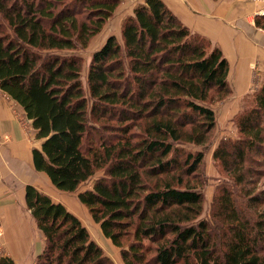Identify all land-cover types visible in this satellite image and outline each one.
Returning <instances> with one entry per match:
<instances>
[{"label": "trees", "instance_id": "trees-1", "mask_svg": "<svg viewBox=\"0 0 264 264\" xmlns=\"http://www.w3.org/2000/svg\"><path fill=\"white\" fill-rule=\"evenodd\" d=\"M120 0H0V88L32 120L35 169L78 197L125 264H264V83L237 115L239 136L214 158L230 176L203 218L188 178L216 126L210 106L230 94L222 50L163 0H145L92 54L86 48ZM255 23L264 29V14ZM182 143L201 150L183 152ZM45 245L34 264H115L78 216L26 186ZM0 264H13L1 256Z\"/></svg>", "mask_w": 264, "mask_h": 264}, {"label": "crops", "instance_id": "crops-1", "mask_svg": "<svg viewBox=\"0 0 264 264\" xmlns=\"http://www.w3.org/2000/svg\"><path fill=\"white\" fill-rule=\"evenodd\" d=\"M163 1L193 33L206 37L213 46L222 50L229 61V80L234 84V90L244 93L249 91L255 74L260 82L258 87L264 83V29L255 23L256 15L264 13V0ZM144 2L145 0H133L134 7H131L129 14ZM125 17L127 15H123ZM121 24L122 19L119 25L114 23L109 28L106 26L104 30L107 33L95 38L96 48H101L110 35L118 36ZM36 132L23 107L0 88V203L5 202L0 217L6 227L3 234L10 237H6L4 241L8 243L9 240L14 244L5 254L13 262L19 261L22 264H34L36 256L43 251L45 245L43 232L25 211L28 208L26 186L34 185L54 201L63 203L67 209V198L55 196L58 192L72 193L58 189L46 173L35 169L33 149L41 148L43 143V139L36 138ZM7 188L13 193L10 194ZM14 197L16 198L13 199ZM77 205L83 213L84 205ZM73 212L77 214V211ZM34 229L42 233L36 241L32 239ZM92 238L102 246L98 239ZM113 246L111 250L118 253V247Z\"/></svg>", "mask_w": 264, "mask_h": 264}, {"label": "rangeland", "instance_id": "rangeland-1", "mask_svg": "<svg viewBox=\"0 0 264 264\" xmlns=\"http://www.w3.org/2000/svg\"><path fill=\"white\" fill-rule=\"evenodd\" d=\"M131 7H134L133 0H120V4L118 8L116 9V12L114 13V15L109 18L103 30L93 38V40L91 41L88 47L86 48L79 47L78 49H75V50H67V51L65 50L64 51L69 54H76L83 59V68H84V71H83L84 81L83 82L86 81L87 68L90 64L92 54L97 49L96 48L97 39L95 38L99 35L101 37L104 36L107 33L104 30L105 27L107 26V28H109L113 26L114 23L116 25H119V23L121 22V19H122V24H121V31H122V25L124 21L126 20L128 16L131 15L129 14L131 12ZM123 15H127V17L123 18ZM117 31L119 32V30ZM117 37L119 38L120 41H122V32L121 33L119 32ZM98 40L100 42L99 38ZM259 83L260 82L258 81V75L255 74L254 81L252 82L251 87L249 88V91L244 93L238 90H234L232 87L234 84L229 80V85L231 88L230 94L227 95L225 98H222V99L215 98L214 100H212V102H209L210 106L214 109L215 114H216V126L214 130L212 131L210 141L207 144V147L205 148V151H204L205 155L200 164V167L197 169L196 172H194L192 175L188 177L190 179V184L196 185L198 188H201L203 190V193H204V211L202 214L203 218H209L213 197L219 191L220 186L225 183L231 186V183H232L230 180V176H228V174L223 170L221 163L214 158V151L220 145L222 141L227 140V139H237L238 138L239 129H238L237 119H236L237 115L241 110L244 109L245 104L247 103L249 97H251L253 93L256 91ZM178 146L183 148L184 150L183 152H187V151L196 152L202 149L200 145L193 144V143H182V144H178ZM9 165L10 164H8V166ZM38 175H41V174H38ZM102 175H103V171H100L96 173L93 177L88 179L86 182L82 183L80 187L78 188V190L72 191V193L58 192V194L55 197L58 198L59 196H63L61 198H64V197L67 198L66 200L68 202V207L71 210V212L73 210L77 211V214L74 212L73 213L76 216H78L80 220L83 222V224L87 227L88 231L91 234V237L93 236L95 239H98L101 242L102 246H104L105 248V249L103 248L104 251L106 250L105 254L109 256L113 261L115 260L114 261L115 264H125L121 256V253H120V248L118 247V253L117 252L114 253L115 251L111 250V247L112 248L114 247L113 242L111 241V239L104 236L100 228V225L94 221L88 208L83 203H81L78 197L79 192L87 188H90L94 184L95 180L101 177ZM22 186L24 187V184ZM257 187H258L257 191L264 190V177H262L257 182ZM6 190H8L9 193L11 191L9 188H7ZM12 193L13 192H11L10 194ZM14 193H17L16 190H14ZM16 197H14L13 199H15ZM4 203L5 202L0 203V211H2V205ZM78 203L79 204L81 203L82 206L84 205L83 213L78 208L79 207L77 205ZM25 211L27 212V214L31 216L33 222H35V225H36V220L33 218L31 210L27 208L25 209ZM0 216H2L1 213H0ZM3 230L5 231L6 227H5L3 219H1L0 217V257L1 256L7 257L8 255H6L5 252L8 250V248H11V246H13L14 244L11 243V241L9 240H8V243L4 241L6 237L7 238H10V237L9 235L8 236L4 235ZM41 234H42L41 231H37L36 229H34V234H33L32 239L34 241L38 240L42 236ZM37 256H36V259H37ZM13 264H22V262L14 261Z\"/></svg>", "mask_w": 264, "mask_h": 264}]
</instances>
